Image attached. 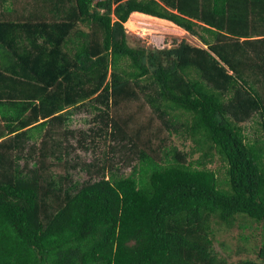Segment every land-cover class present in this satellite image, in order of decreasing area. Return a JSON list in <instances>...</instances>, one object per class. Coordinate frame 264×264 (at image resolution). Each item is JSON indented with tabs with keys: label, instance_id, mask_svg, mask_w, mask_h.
<instances>
[{
	"label": "trees",
	"instance_id": "1",
	"mask_svg": "<svg viewBox=\"0 0 264 264\" xmlns=\"http://www.w3.org/2000/svg\"><path fill=\"white\" fill-rule=\"evenodd\" d=\"M134 12L202 46H131ZM16 14L0 0V264H232L214 225L264 233V0H43ZM141 97L159 125L113 117ZM80 110L113 154L71 164L82 180L66 158ZM233 264H264V237Z\"/></svg>",
	"mask_w": 264,
	"mask_h": 264
},
{
	"label": "rangeland",
	"instance_id": "2",
	"mask_svg": "<svg viewBox=\"0 0 264 264\" xmlns=\"http://www.w3.org/2000/svg\"><path fill=\"white\" fill-rule=\"evenodd\" d=\"M139 14V13H138ZM124 27L128 34V42L131 46H154L158 48L170 47L179 43L181 40H186L189 43L195 45H201L197 38L189 35L184 30L180 29L174 24L168 21L156 19L150 16H141L137 14H131L129 19L125 22ZM121 115H133V119L130 124L137 122H147V119L151 115L153 118L152 127L159 125V120L153 116L150 107L144 102L141 97L140 100L133 101L127 104L121 103L116 109L113 110V117L116 118V114ZM151 113V114H150ZM95 113H88L84 110L77 111L72 115V121L69 123V129L73 131V136L69 138V143L72 146L67 148L68 163L67 171L75 179H85L87 175L82 171L80 166L84 163L94 162V159L99 158L110 160L113 154L109 150V146L112 144L109 139L98 138L92 139L91 127H94L98 122L93 120ZM245 126V133L249 139L257 137V134L262 133L259 129V123L257 120L246 121L243 123ZM258 129V130H257ZM84 136L86 139L83 146H78L76 139ZM171 143L177 145L179 148H189L190 141H182V138L171 137ZM31 142H29L30 145ZM195 156V155H194ZM106 159V160H107ZM48 160L53 161L52 158ZM214 162L208 166L217 171L218 178L224 177L225 164L220 161L218 157H214ZM108 161V160H107ZM114 165L117 161V156L112 160ZM48 162V161H47ZM49 163V162H48ZM73 163H77L80 166L76 168H70ZM63 164V163H62ZM83 166V165H82ZM54 173L63 172L65 169L59 164H55L51 167ZM130 171V167L121 169L120 173L127 175ZM240 221V219L238 220ZM214 246L215 249L222 255L228 263H235L239 260L250 258L257 259V250L263 239L264 233L259 227H247L241 228L235 223L233 227L226 228L222 225H214ZM240 234L248 236L247 240L240 238Z\"/></svg>",
	"mask_w": 264,
	"mask_h": 264
},
{
	"label": "crops",
	"instance_id": "3",
	"mask_svg": "<svg viewBox=\"0 0 264 264\" xmlns=\"http://www.w3.org/2000/svg\"><path fill=\"white\" fill-rule=\"evenodd\" d=\"M8 3L10 4V7L13 10L15 9L17 10L18 15L16 14V17L24 16L26 18H29V17H32L34 12H35V15L39 13L43 0H8ZM135 13L137 12L132 13V15ZM141 16H144V15H141Z\"/></svg>",
	"mask_w": 264,
	"mask_h": 264
},
{
	"label": "bare ground",
	"instance_id": "4",
	"mask_svg": "<svg viewBox=\"0 0 264 264\" xmlns=\"http://www.w3.org/2000/svg\"><path fill=\"white\" fill-rule=\"evenodd\" d=\"M151 17V16H150ZM129 19V18H128ZM172 24V23H171Z\"/></svg>",
	"mask_w": 264,
	"mask_h": 264
}]
</instances>
